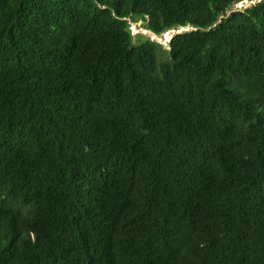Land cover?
Instances as JSON below:
<instances>
[{
  "label": "trees",
  "instance_id": "16d2710c",
  "mask_svg": "<svg viewBox=\"0 0 264 264\" xmlns=\"http://www.w3.org/2000/svg\"><path fill=\"white\" fill-rule=\"evenodd\" d=\"M236 1L0 0V264H264V0Z\"/></svg>",
  "mask_w": 264,
  "mask_h": 264
},
{
  "label": "rangeland",
  "instance_id": "374dc122",
  "mask_svg": "<svg viewBox=\"0 0 264 264\" xmlns=\"http://www.w3.org/2000/svg\"><path fill=\"white\" fill-rule=\"evenodd\" d=\"M257 1L258 0H239V1H236L233 4H231L230 8H231V10L243 9L244 7H247V6L253 4V3L257 2ZM130 28H131L133 34L142 33L145 36L149 37L150 39H153V40H156V41L160 42L165 47H167L168 40L171 38V36L173 34H175L176 32H178V30L181 29L180 27H178L179 29L173 28L170 31V33L168 34V37L166 38L165 34L153 35L151 32L145 31L142 21H138L136 23H130ZM184 29H189V27H185ZM162 42H164V43H162Z\"/></svg>",
  "mask_w": 264,
  "mask_h": 264
},
{
  "label": "water",
  "instance_id": "95a60500",
  "mask_svg": "<svg viewBox=\"0 0 264 264\" xmlns=\"http://www.w3.org/2000/svg\"><path fill=\"white\" fill-rule=\"evenodd\" d=\"M185 27H188V26H185ZM185 27H184V26H180L181 29L178 30V32H180V31H182V30H187V29H184ZM172 29H173V28L168 29V30H167L166 32H164V33H168V34H169L170 31H171ZM177 29H179V28H177ZM144 30H145V31H149V32H151L150 30H147L146 28H144ZM151 33H152L153 35H157V34H155V33H153V32H151ZM164 33H163V34H164ZM176 33H177V32H176ZM172 36H173V35H172ZM172 36H171V37H172ZM169 40H170V39H169ZM169 40H168V41H169ZM162 43H164V42H162Z\"/></svg>",
  "mask_w": 264,
  "mask_h": 264
},
{
  "label": "bare ground",
  "instance_id": "6f19581e",
  "mask_svg": "<svg viewBox=\"0 0 264 264\" xmlns=\"http://www.w3.org/2000/svg\"><path fill=\"white\" fill-rule=\"evenodd\" d=\"M165 34V37L167 38L168 37V33H164Z\"/></svg>",
  "mask_w": 264,
  "mask_h": 264
}]
</instances>
